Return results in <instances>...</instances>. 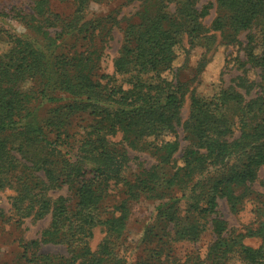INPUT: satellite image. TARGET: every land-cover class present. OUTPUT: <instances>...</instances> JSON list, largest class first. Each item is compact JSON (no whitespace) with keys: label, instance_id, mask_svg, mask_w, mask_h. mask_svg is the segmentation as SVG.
<instances>
[{"label":"trees","instance_id":"trees-1","mask_svg":"<svg viewBox=\"0 0 264 264\" xmlns=\"http://www.w3.org/2000/svg\"><path fill=\"white\" fill-rule=\"evenodd\" d=\"M59 1L71 2L73 13L31 0V11L15 15L29 35L0 29L8 47L0 53V192L15 190L19 224L50 216L40 239L19 242V264H264L262 207L254 214L263 218L245 235L260 239L257 248L213 218L220 200L240 212L264 170V0H216L220 14L209 29L203 20L213 5L200 7L201 0H125L143 7L123 29L113 76L101 74V59L119 20L89 19L98 0ZM210 32L241 47L244 76L201 98L179 79L187 63L176 64L180 50L188 61L183 36L193 46ZM252 70L261 91L247 99L239 89L251 93ZM61 102L40 120L44 106ZM75 116L80 131L71 129ZM178 128L189 140L183 150ZM129 149L146 151L156 165L133 173ZM65 187L67 196H51ZM115 190L123 199L107 206ZM143 200L156 207L141 256L132 257L125 236L132 205ZM96 229L104 237L93 249ZM210 229L215 238L205 256L176 254ZM47 245L63 246L67 255L39 253Z\"/></svg>","mask_w":264,"mask_h":264},{"label":"rangeland","instance_id":"rangeland-1","mask_svg":"<svg viewBox=\"0 0 264 264\" xmlns=\"http://www.w3.org/2000/svg\"><path fill=\"white\" fill-rule=\"evenodd\" d=\"M125 0H115L109 2V0H98L92 4L91 11L88 18L95 20L96 18L106 17L113 15L119 20V24L113 28L111 34V40L108 45L105 46L104 54L101 62V74L113 76L114 67L113 61L118 57L119 51L123 45V29L130 20L137 18V14L142 11L143 4L141 1H135L128 5H125ZM213 5L210 9V15L203 20L204 26L209 29L214 20L219 16V11L216 5V0H201L200 7L206 5ZM31 0H0V29H5L12 33L19 35H29L31 32L27 26L15 18L16 12L24 13L31 11ZM52 8L55 12L69 16L73 13L74 8L71 2H60L59 0H51ZM170 11H174V7L170 8ZM214 37L213 39L209 37ZM207 37V39L205 38ZM225 38V35L220 33L210 32L204 34V37L198 42H194L192 46L189 43V39L183 36V49L189 53L188 61L186 53L184 51L178 52L179 57L177 60V66L185 65L179 73V79L182 82H189L191 89L194 90V94L197 97L209 98L217 94L220 90L235 86L238 82L239 76H244L243 69L238 66L237 60L243 59V51L241 47L230 45ZM240 41L246 43V33H243L239 37ZM73 41L69 43V47L72 46ZM65 47V46H64ZM7 45L4 39L0 36V53L7 49ZM248 78V74L246 75ZM250 78V79H249ZM250 85L253 84V90L250 94L240 88V92L244 94L247 99L255 97L261 88L256 84L261 83V79L258 76L257 71L252 70L249 73ZM60 104H50L44 106L40 111V120L47 117V112ZM189 114V101L185 105L182 111V118L186 120ZM71 129L72 131H78L80 125V119H75ZM75 119V120H74ZM86 119V117L84 118ZM87 122V119L86 121ZM79 123V124H78ZM80 131V130H79ZM186 135L182 128H178V140L181 143L182 150L189 144V140H185ZM122 136L118 135L113 141H121ZM130 155V171L133 173L140 168L149 169L156 165L154 157H152L146 151L131 150L129 149ZM182 151L176 156L178 165H182ZM251 191L254 192L252 200L246 201L243 209L236 213L231 211L230 206L225 200L219 201L217 208L218 218L226 222L227 232H235V235H247L249 231L256 227V220L263 218L254 214V209L262 207L264 212V170L260 172L259 179L250 187ZM67 187L60 191L51 193L53 198L59 196H67ZM16 196L14 189H7L0 192V264H19V257L21 249L19 248V242H30L38 240L41 237L42 232L47 229L50 225V216L44 220H32L27 219L22 224L17 222L15 212L11 206V199ZM110 198V204L106 203L107 206L118 204L123 199V195L117 190L113 193ZM262 202V203H260ZM156 203L152 201H140L132 205L131 216L128 222V229L125 236L127 244L129 245V253L132 257L137 255L141 256L142 244L140 243L141 236L144 228L152 220V214L154 213ZM210 220V219H209ZM104 232L102 229L95 230V238L91 243L93 249L102 241ZM215 236L211 229L205 233L202 237L201 242L195 245L180 244L176 248V254L179 257H184L190 252L200 254L202 257L206 255L207 249L213 242ZM246 245L253 248L260 246V239L246 237L244 238ZM39 253L50 254V255H67L66 248L63 246L47 245L42 246L39 249ZM237 264V262H233Z\"/></svg>","mask_w":264,"mask_h":264}]
</instances>
